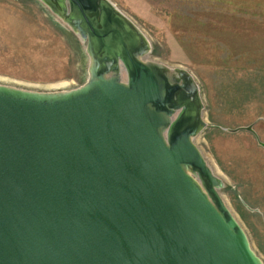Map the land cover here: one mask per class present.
Here are the masks:
<instances>
[{"label": "water", "instance_id": "obj_1", "mask_svg": "<svg viewBox=\"0 0 264 264\" xmlns=\"http://www.w3.org/2000/svg\"><path fill=\"white\" fill-rule=\"evenodd\" d=\"M43 1L86 40L88 77L0 83V264H264L194 142L193 73L145 58L111 0Z\"/></svg>", "mask_w": 264, "mask_h": 264}, {"label": "rangeland", "instance_id": "obj_2", "mask_svg": "<svg viewBox=\"0 0 264 264\" xmlns=\"http://www.w3.org/2000/svg\"><path fill=\"white\" fill-rule=\"evenodd\" d=\"M111 1L148 38L145 58L193 73L205 122L194 142L222 180L218 190L225 204L264 260V0L258 5L261 18L229 20L239 28L216 35L205 33L207 11H226L212 7L216 0ZM179 15L181 26L196 23L194 33L177 34ZM88 61L84 41L43 0H0V83L69 89L87 79Z\"/></svg>", "mask_w": 264, "mask_h": 264}, {"label": "crops", "instance_id": "obj_3", "mask_svg": "<svg viewBox=\"0 0 264 264\" xmlns=\"http://www.w3.org/2000/svg\"><path fill=\"white\" fill-rule=\"evenodd\" d=\"M230 2L232 4L236 2L239 6H236L235 4H233L234 5L233 7V5L231 6ZM262 2L263 0H216L214 1L212 7L216 5L221 6V7L225 6L226 11L225 10L223 12L219 11L218 13L215 12V9L214 11L212 9H209L207 11L208 28L210 27V31H205V33H207L208 35H216L220 33L226 34V33L231 32L230 30L232 29L236 31V28H239L238 26H236V24L234 25V23H230L229 20L233 21V20H237L238 18H244L246 20L248 18H252L254 20V19H258V16L261 18L263 14L261 10L258 12V10L260 9L258 5L262 7L263 6ZM235 8L239 10H236ZM191 19L193 21H197V19H199V16L192 15ZM177 23H178L177 24V34L178 35L179 34L188 35L190 32L194 33V31H196V29H194L196 26V23L192 25L185 24L186 26H184V23L182 22V26H181L180 25L181 23L180 15L177 17Z\"/></svg>", "mask_w": 264, "mask_h": 264}, {"label": "flooded vegetation", "instance_id": "obj_4", "mask_svg": "<svg viewBox=\"0 0 264 264\" xmlns=\"http://www.w3.org/2000/svg\"><path fill=\"white\" fill-rule=\"evenodd\" d=\"M71 28V27H70ZM72 29V28H71ZM73 30V29H72ZM84 41V46H85V44H86V40H83ZM85 52H86V50H85ZM87 54V53H86Z\"/></svg>", "mask_w": 264, "mask_h": 264}]
</instances>
